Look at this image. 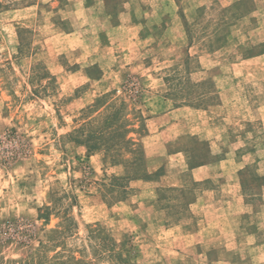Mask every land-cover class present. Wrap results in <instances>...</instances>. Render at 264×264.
Segmentation results:
<instances>
[{
    "label": "rangeland",
    "instance_id": "obj_1",
    "mask_svg": "<svg viewBox=\"0 0 264 264\" xmlns=\"http://www.w3.org/2000/svg\"><path fill=\"white\" fill-rule=\"evenodd\" d=\"M0 264H264V0H0Z\"/></svg>",
    "mask_w": 264,
    "mask_h": 264
},
{
    "label": "trees",
    "instance_id": "obj_2",
    "mask_svg": "<svg viewBox=\"0 0 264 264\" xmlns=\"http://www.w3.org/2000/svg\"><path fill=\"white\" fill-rule=\"evenodd\" d=\"M93 122L89 120L75 131L76 136L73 139L77 144L84 146L89 153H112L111 161L114 164L120 163L116 157L121 156L119 154L121 150L127 152L129 149V153L133 155L131 165L140 166L139 162L142 161L143 154L142 152L140 155L139 152L137 154V149L130 150V147L135 145L130 138H127L131 130L126 128L127 123L120 119L118 109L104 115L94 128Z\"/></svg>",
    "mask_w": 264,
    "mask_h": 264
}]
</instances>
